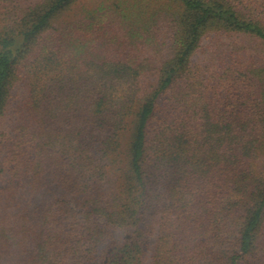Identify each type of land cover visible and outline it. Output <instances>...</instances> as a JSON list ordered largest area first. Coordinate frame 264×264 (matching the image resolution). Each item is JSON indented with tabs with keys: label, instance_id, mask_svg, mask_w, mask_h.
I'll use <instances>...</instances> for the list:
<instances>
[{
	"label": "trees",
	"instance_id": "1",
	"mask_svg": "<svg viewBox=\"0 0 264 264\" xmlns=\"http://www.w3.org/2000/svg\"><path fill=\"white\" fill-rule=\"evenodd\" d=\"M0 264H264V0H0Z\"/></svg>",
	"mask_w": 264,
	"mask_h": 264
}]
</instances>
